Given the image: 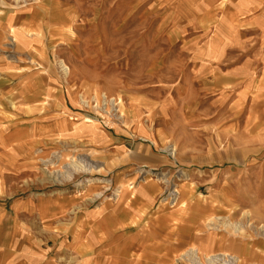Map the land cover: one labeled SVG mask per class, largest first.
Returning a JSON list of instances; mask_svg holds the SVG:
<instances>
[{"label": "rangeland", "instance_id": "1", "mask_svg": "<svg viewBox=\"0 0 264 264\" xmlns=\"http://www.w3.org/2000/svg\"><path fill=\"white\" fill-rule=\"evenodd\" d=\"M210 4L209 0H0V22L11 15L12 23L23 25L40 42L22 58L8 38L0 45V55L25 65L31 88L59 81L61 99L69 103L68 93L73 95L75 118L81 121L73 123L75 133L86 128L92 137L103 138L104 128L123 144L130 143L124 153L115 152L116 145L100 147L83 137H64L44 147L29 177L11 179L8 194L71 197L78 205L95 206L132 201V189L143 185L156 191L157 203L177 208L185 203V187H199L204 195L198 196L207 201L212 197L209 187L230 179L240 207L261 202L259 168L247 170L242 162L229 171L224 161L235 150L227 146L229 140L236 136L244 141L245 115L223 113L228 99H218V91L200 71L198 57L203 52L198 48L220 39L217 23L228 2ZM61 61L68 66L66 73ZM111 97L118 104L111 105ZM139 120L152 137L135 134ZM65 127L61 125L60 133ZM134 141L145 144L155 160L124 162L122 157L133 159L136 154ZM245 151L243 145L236 147L237 154ZM246 152L252 153V148ZM73 161L88 169H73ZM125 171L130 176L120 179ZM55 173L59 179L53 182ZM7 188L0 183V193ZM243 213L237 209V218Z\"/></svg>", "mask_w": 264, "mask_h": 264}, {"label": "crops", "instance_id": "2", "mask_svg": "<svg viewBox=\"0 0 264 264\" xmlns=\"http://www.w3.org/2000/svg\"><path fill=\"white\" fill-rule=\"evenodd\" d=\"M209 1L228 5L217 23L220 39L198 48L203 52L200 71L218 91L217 98L228 99L223 113L245 115L244 141L230 139L227 146L235 150L224 161L229 171L242 162L247 170L259 168L264 194V0ZM22 27L6 16L0 22V45L11 38L23 58L40 42ZM24 66L0 55V183L8 187L0 193V264H264V199L240 207L230 179L209 187L207 201L198 196L204 195L199 187H185V203L177 208L157 203L156 191L143 185L132 189V201L95 206L78 205L71 197L8 194L11 179L29 177L44 147L64 137L116 145L115 152L124 153L130 144L104 128L103 138L92 137L86 128L75 133L73 123L81 121L75 118L73 95L69 92V103L64 102L59 81L31 88ZM62 124L66 127L60 133ZM143 126L142 120L136 122L135 134L152 137ZM131 144L136 154L122 157L124 162L155 160L145 144ZM238 145L252 153L237 154ZM238 207L245 211L240 219ZM192 250L200 263L194 262Z\"/></svg>", "mask_w": 264, "mask_h": 264}, {"label": "bare ground", "instance_id": "3", "mask_svg": "<svg viewBox=\"0 0 264 264\" xmlns=\"http://www.w3.org/2000/svg\"><path fill=\"white\" fill-rule=\"evenodd\" d=\"M44 23V22H43ZM55 25V24H54ZM71 25V24H70ZM43 26H45V25H43ZM62 27V26H61ZM49 33V32H48ZM67 34V33H66ZM60 65H61V68H62V71L64 72V73H66L67 71H68V66L63 62V61H61L60 62ZM122 95V94H121ZM118 98V97H117ZM118 102L119 101H116V99L115 98H109V103L111 104V105H113V106H115L116 104H118ZM127 119V118H126ZM127 121V120H126ZM172 149V148H171ZM83 160V159H82ZM86 164H82V163H80V162H77V161H73L72 162V164H71V167L73 168V169H81V168H84V170L85 169H88L86 166H85ZM88 166V165H87ZM56 174V173H55ZM70 175V174H69ZM58 179H59V175L58 174H56L55 176H51V180L53 181V182H55V181H58ZM117 191H116V193H114V195H117ZM176 200V199H175ZM175 202V201H174ZM192 257H193V260L194 261H197L198 259H199V257L196 255V253L195 252H193V250H192ZM218 258V257H217ZM224 261H226L227 263L229 262L227 259L226 260H224ZM233 264V263H232Z\"/></svg>", "mask_w": 264, "mask_h": 264}]
</instances>
